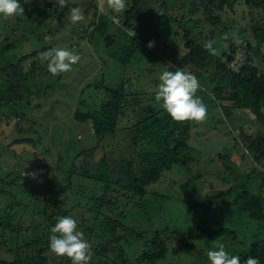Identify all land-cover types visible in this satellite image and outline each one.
I'll list each match as a JSON object with an SVG mask.
<instances>
[{
    "label": "rangeland",
    "instance_id": "obj_1",
    "mask_svg": "<svg viewBox=\"0 0 264 264\" xmlns=\"http://www.w3.org/2000/svg\"><path fill=\"white\" fill-rule=\"evenodd\" d=\"M153 1L149 4L151 9L154 8ZM19 2L24 8L22 15L7 20L0 18V43H12L13 46L5 54L8 61L14 62L21 55L42 47H48L45 51L66 47L81 57L71 71L55 77L47 70L40 76V70H37L33 79L39 81L36 89L47 85V92L31 96L29 104L22 103L20 110L0 113V155L3 161L0 179L3 170L22 176L16 181L18 188L0 195V206L10 198L23 204H38L40 208L46 206L47 213H50L62 203L70 206L75 201L70 191L58 194L46 190L47 187L56 189L58 185H63V171L60 169L69 167L68 157L73 156L75 151H85L91 162L103 156L118 159L129 154L130 142L123 129L113 139L98 140L91 128L93 109L106 100L107 89L123 86L126 92L140 94L143 105H146V99L155 96L160 75L171 67H177L186 50L180 13L174 8L165 14L163 9H158L141 18L135 14L132 25L125 27L122 19L132 0H125L126 9L120 13L108 9L103 0H67L64 9H58L64 11L60 26L56 21V12H53L45 27L36 28L37 12L45 3L54 4L58 0ZM177 2L179 5L183 0ZM184 6L191 9L188 2ZM74 7L82 10L83 21H71L70 11ZM213 15L219 19L215 25L203 20L200 14L197 16L201 17L199 22L189 23L191 36L197 41L202 44L208 40L217 42L223 31L231 41L233 33L239 38L250 39L251 16L244 3H237L231 10L214 11ZM99 26L100 29L96 30ZM109 37L110 45L106 46V38ZM150 42L153 43L151 48L147 46ZM128 46L135 47V53L128 64L123 65L118 58L123 56ZM223 46L227 49L228 43ZM34 59L38 60L41 68H46L47 62L40 55ZM256 60L262 67L264 58L263 61ZM31 62L28 60L23 64L24 72L28 71ZM183 71L190 73L188 68ZM2 80L3 77L0 82ZM199 83L197 95L208 112L203 123L190 121L188 166L172 165L162 172L159 180L146 187L142 196L129 197L128 200L122 194L109 193L111 207L102 208L95 224L93 216L86 212L73 209L68 215L77 221V230L84 233L91 247L112 239L111 230L105 226L108 219L118 220L124 227L115 229L116 236H125L117 244V250L96 256L89 264H132L140 255L144 243L133 238L130 227L146 237L166 228L182 231L206 228L214 231L228 227L236 231L239 241L260 240L264 244V225L240 209L241 196L245 191L253 194L261 191L264 203V157L256 159L253 148L249 144L244 145L241 136L249 134L254 138L259 124L248 110L227 102L220 103L212 91ZM202 89L204 92H201ZM77 110L87 116L85 122L74 119ZM137 110L127 108L121 126L132 124ZM39 164L44 165L40 171L30 168ZM45 180L49 181L48 185ZM72 185L87 195L94 188L93 183L77 176H73ZM46 197L51 199L46 200ZM19 218L24 225L45 222L44 216L32 209L22 211L16 208L13 223H18ZM90 228L91 232L88 231ZM28 235L22 232L13 236L11 241L4 235L6 242L0 244V258L12 259L14 253L9 249L15 247L19 254H23V240L29 238ZM218 243L224 245L228 254L234 252L237 246L232 238L221 239L220 242L216 238L209 243V247L216 250ZM167 244L165 257L155 264H200L196 256L173 252L175 239L171 238ZM195 244L197 248H203L206 255L211 250L202 245L203 242ZM46 255L48 260L64 258L55 256L50 250Z\"/></svg>",
    "mask_w": 264,
    "mask_h": 264
},
{
    "label": "trees",
    "instance_id": "obj_2",
    "mask_svg": "<svg viewBox=\"0 0 264 264\" xmlns=\"http://www.w3.org/2000/svg\"><path fill=\"white\" fill-rule=\"evenodd\" d=\"M151 1L132 0V5L124 12L123 26L132 25L131 20L134 19L135 14L141 18L153 14L158 9H163V14L173 8L178 10L181 24L178 25L182 28V40L186 51L179 60L178 66L171 67L168 71L188 68L204 88L213 92L216 100L220 103L227 102L240 109L248 110L255 117L259 127L255 130L254 138L249 134H241V136H243V144L247 146L249 144L253 148L255 158L260 160L264 157V63L260 67L256 59L264 58V0H183L179 5H177V0H155L152 9L149 7ZM185 2L189 3L191 9L185 8ZM239 2L244 3L250 11V39L241 37L242 43L237 45L233 40H222L221 37L226 34L223 31L214 44L218 55H210L205 50L204 44L191 36L189 23L191 21L199 22L202 17L203 20L215 25L219 23V19L213 15L214 11L231 10ZM59 8L64 9L59 3H45L43 8L37 12L36 28L45 27L46 22L52 18L53 12H56V21L60 26L64 11L58 10ZM198 14L201 15L200 18L197 17ZM98 29L100 26L96 28V30ZM106 39L108 41L105 42V45L108 46L111 39L110 37ZM225 42L228 43L227 49L223 46ZM12 47V43H0V78L3 77L0 82V113L2 114L22 109V103L29 104L31 96L46 93L49 88L46 85L36 89L39 81L33 80L37 70H40V76L46 73V68H41L38 60L34 58L48 47L31 51L21 55L14 62H10L5 58V54ZM135 49L133 46L125 48V54L123 53V56L118 58L120 63L127 65L135 53ZM238 54L239 58L236 59ZM28 60H32V62L29 64L28 71L24 72L23 64ZM201 92L204 90L202 89ZM106 94V100L93 109L91 128L98 140L113 139L123 129L130 142L128 156H121L118 159H108L103 156L98 161L91 162L88 154L80 150L68 157L69 167L64 170L60 169L63 171H60L63 173V185H58L56 189L47 187L46 190L58 194L70 191V194L75 198L70 206L62 203L55 211L47 213L46 206L40 208L38 204L28 205L20 203L16 199H7L0 206V244L6 242L4 235L9 241L14 239L13 236H18L22 232L29 234L30 237L23 240V254L18 253L17 247L9 249L14 253V257L12 259L0 258V264H71V260L66 257L56 261L48 260L46 255L49 251L50 229L55 225L58 217L68 216L75 209L93 216V224H95L102 214V208L111 207L109 193L122 194V196L128 197V200H130L129 197L142 196L146 193V187L159 180L162 172L169 170L172 165L188 166L190 162L188 145L190 121L173 122L155 103L153 96L147 98V104L143 105L140 94L126 92L123 86L109 88ZM129 107L132 111L138 109L135 120L132 124L121 126L125 111ZM86 118L87 116L79 110L74 114V119L78 122L83 123ZM2 164L0 155V165L2 166ZM43 167V164H39L30 168L33 171H40ZM3 171L4 174H1L0 179V195L2 196L6 192L13 191L12 188H18L16 181L22 179L21 175H14L13 171ZM73 176L94 184L90 194H83V190L74 189ZM45 183L48 185L49 181L45 180ZM48 199L50 200L51 197H46V200ZM240 201L241 211L264 225L262 192L253 194L245 191L242 193ZM16 208H20L22 211L32 209L39 212L44 216L45 222L24 225L19 218L18 223L14 224ZM120 214L122 216L123 212ZM83 220L82 218L81 221L83 222ZM105 226L111 230L112 239L104 241L96 247H91L93 252L91 260L96 256L107 255V253L117 250V244L125 237L115 234L116 228L124 229L120 221L108 219ZM130 230H132L130 234H133V238L144 243L140 255L135 258L132 264H155L163 259L168 251L167 242L171 238L176 241L173 252L196 256L200 264H210V262L203 248H197L195 242H203L202 245L208 248L209 243L216 238L219 239V242L225 238L234 240L237 246H235L234 252L229 253V256H239L241 264H244L249 256L258 259L259 264H264L263 242L260 240L239 241L236 231L228 227L218 228L214 231L206 228L197 231L166 228L154 231L148 237L131 227ZM88 231L91 232L92 229L90 228ZM7 232L8 235H6ZM210 249L212 250V247Z\"/></svg>",
    "mask_w": 264,
    "mask_h": 264
},
{
    "label": "clouds",
    "instance_id": "obj_3",
    "mask_svg": "<svg viewBox=\"0 0 264 264\" xmlns=\"http://www.w3.org/2000/svg\"><path fill=\"white\" fill-rule=\"evenodd\" d=\"M25 3L28 0H24ZM57 2V0H56ZM106 7L116 13L126 9L125 0H103ZM61 7L66 6L67 0H58ZM24 8L19 0H0V18L5 20L22 15ZM70 19L73 23L85 19L82 10L74 7L70 11ZM134 33L132 34V36ZM228 40L227 34L221 37ZM235 44L242 43L236 33L232 34ZM216 42L208 40L204 43L205 50L212 56L218 55ZM153 47L150 42L147 45ZM226 46V45H225ZM40 58L47 62L46 70L53 77L71 71L72 66L77 64L81 57L66 47H54L39 54ZM200 83L193 74L177 69L175 71L165 70L159 77V83L155 89V103L162 109L173 122L183 123L192 121L203 123L207 118V106L197 95ZM49 250L57 257H66L71 264H89L93 252L91 245L85 240L84 233L77 230V221L71 216L58 217L57 222L50 229ZM210 264H241L237 255L229 256L224 245L219 244L218 250L207 252ZM244 264H259L258 259L249 256Z\"/></svg>",
    "mask_w": 264,
    "mask_h": 264
}]
</instances>
